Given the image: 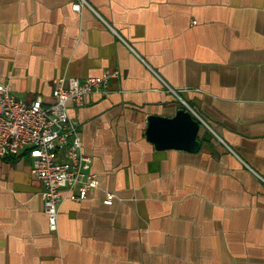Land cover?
I'll list each match as a JSON object with an SVG mask.
<instances>
[{"label":"crops","instance_id":"1","mask_svg":"<svg viewBox=\"0 0 264 264\" xmlns=\"http://www.w3.org/2000/svg\"><path fill=\"white\" fill-rule=\"evenodd\" d=\"M77 1L0 0L17 98L118 71L68 103L99 186L59 202L55 231L27 154L0 158V264H264V0ZM179 98L202 121L194 153L145 137Z\"/></svg>","mask_w":264,"mask_h":264},{"label":"built area","instance_id":"2","mask_svg":"<svg viewBox=\"0 0 264 264\" xmlns=\"http://www.w3.org/2000/svg\"><path fill=\"white\" fill-rule=\"evenodd\" d=\"M81 3L75 2L72 9L78 11ZM117 76L118 71L106 70L99 76L83 79H54L53 101L49 104H44L39 95L29 102L23 101L0 83V158L27 154L30 172L42 184L44 212L52 232L57 227L61 200L80 202L99 186L90 159L82 151L78 124L69 116L68 103L80 105L93 92L107 94L109 81ZM178 100L179 107L200 119L184 100ZM113 199L114 194L106 191L103 203L111 205Z\"/></svg>","mask_w":264,"mask_h":264},{"label":"water","instance_id":"3","mask_svg":"<svg viewBox=\"0 0 264 264\" xmlns=\"http://www.w3.org/2000/svg\"><path fill=\"white\" fill-rule=\"evenodd\" d=\"M146 139L156 150H183L190 153L200 149L198 133L201 120L182 107L171 117L150 114L146 119Z\"/></svg>","mask_w":264,"mask_h":264}]
</instances>
